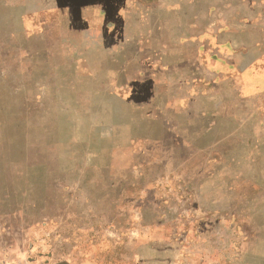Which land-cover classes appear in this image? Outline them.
Wrapping results in <instances>:
<instances>
[{
  "label": "rangeland",
  "instance_id": "374dc122",
  "mask_svg": "<svg viewBox=\"0 0 264 264\" xmlns=\"http://www.w3.org/2000/svg\"><path fill=\"white\" fill-rule=\"evenodd\" d=\"M52 1L0 0V264H264V77L240 130L227 99L205 108L225 120L210 136L189 121L213 57L194 67L186 26L207 25V0L118 4L95 27L124 50L104 54Z\"/></svg>",
  "mask_w": 264,
  "mask_h": 264
},
{
  "label": "crops",
  "instance_id": "0c3cea01",
  "mask_svg": "<svg viewBox=\"0 0 264 264\" xmlns=\"http://www.w3.org/2000/svg\"><path fill=\"white\" fill-rule=\"evenodd\" d=\"M52 2L56 4L59 0H53ZM121 3L125 7L126 0H83L82 3H79L78 0H65L63 9L76 12L77 18L85 24L81 31V36L86 38V43L81 44L83 51H95L104 54L107 51L111 53L110 49L115 50V52L124 50L122 48L124 46L119 43H112L108 47H104L102 38L106 34L112 37L114 34L110 32H112L113 28L107 29L106 31L108 32L105 33L104 28L95 27L97 20H107L109 13H113L114 10L118 11L120 8L117 5ZM205 3L208 5L209 12L206 17L207 25L205 26L204 20L197 19L195 21L197 24L190 23L191 27L188 24L186 27L191 30L192 35H195L194 37H197L195 46L198 57L194 67L199 61L200 54L208 53V55L213 57L202 60V63L199 62L197 65L198 71L195 70L199 76H197L196 82H192L194 91L192 95H195L192 117L195 115L197 118L189 120L190 123L193 121L194 128L198 126L204 129L207 132V137L210 136L213 129L215 131L219 130V122L221 121L217 122V118L215 119L214 109L205 108L212 106L211 102H216L215 100L217 99H227L231 117L229 124L231 120L236 121L235 127H230L229 131L240 130L241 127L237 126L242 123L243 119L239 121V118L242 114H246V110L241 107L242 100L246 98L243 95H249L244 94L243 86L252 83L254 79L264 77V0H207ZM122 11L124 12L125 8H122ZM124 14L126 16L125 19L130 16L129 12H124ZM124 25L122 35L127 37L130 35V30L127 22ZM201 28L203 29L201 30ZM176 29L181 30L177 25ZM211 36L215 37L214 42ZM206 41H208L207 48L204 43ZM210 41L212 43H209ZM134 47L139 49L141 46L135 45ZM156 48H159V51H164L165 49L162 46ZM212 53L215 55L212 56ZM203 65H208L210 69L206 68V71L203 70ZM115 79L111 80L113 81L112 86H115ZM164 82L167 84V81ZM164 82L161 83V86L165 87L166 91L164 92L167 93V87ZM204 84H207V91L202 90ZM102 90H104V87H102ZM164 92H156L153 87L151 94L166 95ZM200 100H207V104L204 103L203 108L200 106ZM231 100L234 101V104L240 106L241 113H235L230 103ZM207 110L211 118L206 127H204L205 117L203 113L204 111L208 112ZM175 112L186 114V111L182 109ZM226 115L229 118L227 113ZM224 122L225 120L221 123ZM222 135L225 137L226 133ZM202 138H197L196 140L199 146ZM224 142L223 146L225 147Z\"/></svg>",
  "mask_w": 264,
  "mask_h": 264
}]
</instances>
